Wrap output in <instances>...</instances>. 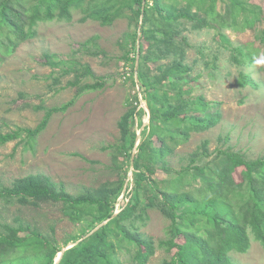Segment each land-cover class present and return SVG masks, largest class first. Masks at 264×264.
<instances>
[{
	"label": "trees",
	"instance_id": "1",
	"mask_svg": "<svg viewBox=\"0 0 264 264\" xmlns=\"http://www.w3.org/2000/svg\"><path fill=\"white\" fill-rule=\"evenodd\" d=\"M77 10L83 19L102 25L120 18L142 20L140 34H129L130 49L123 55L135 67L139 42L136 73L150 110L132 163L133 179L127 182L129 168L122 165L117 179L78 195L41 174L18 178L10 186L0 184V198L33 206L61 204L64 216L88 225L59 244L36 228L21 234L22 225L7 224L6 231L0 232V264H54L62 249L75 242L57 264H126L122 251L130 254L134 264H147L157 249L166 254L162 264H238L231 252H247L253 240L264 245V156L249 158L226 148L207 160L211 156L207 141L180 169L171 165L169 156L193 133L206 131L220 120L219 109L210 113L214 103L199 91L200 77L186 61L191 44L184 31L214 30L240 65L255 62L261 54L264 60V6L253 0H0V51L10 52L35 35L39 22L71 21ZM226 30L252 31L255 39L234 45ZM91 74L88 65L77 68L71 83L80 92L102 86L83 82L82 76ZM252 81L249 73H240V85ZM135 100L137 104L131 103L119 122L121 140L115 145L116 154H124L128 166L137 140L134 126L142 125L147 114L143 107L138 109V95ZM66 108L49 110L36 128L0 132V145L18 139L32 145L52 114ZM158 170L171 177H154ZM125 187L130 189L129 200L115 214ZM151 209L170 220L167 237L157 242L140 231Z\"/></svg>",
	"mask_w": 264,
	"mask_h": 264
},
{
	"label": "rangeland",
	"instance_id": "2",
	"mask_svg": "<svg viewBox=\"0 0 264 264\" xmlns=\"http://www.w3.org/2000/svg\"><path fill=\"white\" fill-rule=\"evenodd\" d=\"M253 2L264 6L261 0ZM219 8L223 9V3ZM82 16L77 10L71 21L39 22L35 35L19 42L10 52L0 51V132L36 128L49 110L67 105L52 114L32 145L20 139L0 145L2 185L10 186L18 178L41 174L78 195L117 179L122 165L129 168L127 182H132V160L128 166L124 154H116L115 145L121 140L119 122L130 104H137L136 95L138 109L147 108L136 73L139 42L135 67L132 61L123 58L130 49L126 43L129 34L135 31L140 34L142 20L137 23L120 18L111 25H102ZM226 33L234 45L255 39L252 31L237 34L226 30ZM184 35L191 44L186 61L192 65L193 74L200 77L199 91L214 103L210 113L219 109L220 120L206 131L193 133L187 143L178 146L169 156L171 165L176 169L186 165L194 151H201L204 141L211 152L207 160L226 148L241 151L249 158L264 156L262 54L255 62L240 65L232 58V49L222 44L214 30L188 28ZM4 41L8 43L7 38ZM84 65L90 66L92 74L82 76L83 82H98L102 86L80 92L71 83L77 68ZM241 72L249 73L252 83L240 85ZM134 73L136 84L132 80ZM146 112L143 124L134 126L137 140L133 154L137 152L143 128L150 121ZM236 176L240 178V170ZM154 177L171 176L158 170ZM196 183H200L199 177ZM129 192L125 187L115 214L128 202ZM7 224L22 225L25 230L21 234L36 228L59 244L88 227L64 216L61 204L46 202L33 206L0 198V232L6 231ZM169 224L170 220L160 210L151 209L140 231L157 242L167 237ZM165 255L162 249H157L147 264H162ZM230 256L238 264H264V245L253 240L247 252L233 251ZM120 257L126 264H134L128 252L122 251Z\"/></svg>",
	"mask_w": 264,
	"mask_h": 264
},
{
	"label": "water",
	"instance_id": "3",
	"mask_svg": "<svg viewBox=\"0 0 264 264\" xmlns=\"http://www.w3.org/2000/svg\"><path fill=\"white\" fill-rule=\"evenodd\" d=\"M138 59H139V54H138ZM145 110L146 111H148V114H149V117H150V110H149V108H148V106H147V108H145ZM134 155L135 154H133L132 155V163H133V161H134ZM107 221H105V222H103L102 224H100L99 226H97L91 233H93L94 231H96L97 229H99L103 224H105ZM90 233V234H91ZM90 234H88V235H90ZM87 235V236H88ZM82 240V239H81ZM77 244V242H75V243H70L68 246H66V247H64L63 249H62V251L59 253V255L57 256V258H56V261H55V263L54 264H57V263H59V261L61 260V258H62V256H63V253H64V251L66 250V249H68V248H70V247H72V246H74V245H76Z\"/></svg>",
	"mask_w": 264,
	"mask_h": 264
}]
</instances>
